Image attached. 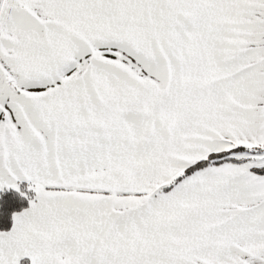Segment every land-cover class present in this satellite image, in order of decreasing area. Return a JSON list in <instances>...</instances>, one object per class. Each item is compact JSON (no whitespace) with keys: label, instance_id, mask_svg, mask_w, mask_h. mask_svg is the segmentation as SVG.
I'll use <instances>...</instances> for the list:
<instances>
[{"label":"snow or ice","instance_id":"obj_1","mask_svg":"<svg viewBox=\"0 0 264 264\" xmlns=\"http://www.w3.org/2000/svg\"><path fill=\"white\" fill-rule=\"evenodd\" d=\"M9 194L0 264H264V0H0Z\"/></svg>","mask_w":264,"mask_h":264},{"label":"trees","instance_id":"obj_2","mask_svg":"<svg viewBox=\"0 0 264 264\" xmlns=\"http://www.w3.org/2000/svg\"><path fill=\"white\" fill-rule=\"evenodd\" d=\"M4 222L0 227H8V216L11 210H18L21 207V202L16 198L15 194H9L4 197ZM26 203V202H25Z\"/></svg>","mask_w":264,"mask_h":264}]
</instances>
